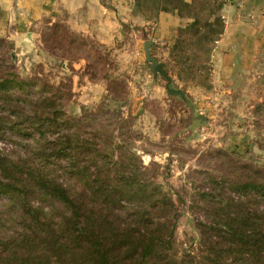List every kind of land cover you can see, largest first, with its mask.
<instances>
[{
	"label": "rangeland",
	"instance_id": "obj_1",
	"mask_svg": "<svg viewBox=\"0 0 264 264\" xmlns=\"http://www.w3.org/2000/svg\"><path fill=\"white\" fill-rule=\"evenodd\" d=\"M67 18L59 13L54 22L35 27L33 45L0 38L6 65L0 63V74H16L31 85L24 89L35 99H56L67 121L63 130L95 144L110 177L132 173L133 188L145 185L157 200L166 194L174 209L152 215L174 222L172 253L185 264H204L198 224H222L220 214L235 212L233 205L222 210L238 198L234 188L258 178L255 169L264 178V75L216 76L215 63L205 61L206 45L190 36L168 46L150 29L127 23L102 44L90 32L71 28ZM146 41L181 95L168 93L166 82L150 70ZM0 149L11 154L18 147L11 140L0 142ZM133 203L147 207L149 200ZM0 205L8 203L0 199Z\"/></svg>",
	"mask_w": 264,
	"mask_h": 264
},
{
	"label": "trees",
	"instance_id": "obj_2",
	"mask_svg": "<svg viewBox=\"0 0 264 264\" xmlns=\"http://www.w3.org/2000/svg\"><path fill=\"white\" fill-rule=\"evenodd\" d=\"M156 73L168 93L181 95L161 66ZM25 85L0 74V142L18 147L0 149V199L8 203L0 205V264H185L172 253L174 222L152 215L174 209L167 195L157 200L145 185L133 188L132 173L110 177L97 146L63 130L56 99H35ZM254 172L258 178L237 185L238 198L222 209L233 205L234 213L220 214L222 224H198L204 264H264V178ZM142 198L147 207L133 203Z\"/></svg>",
	"mask_w": 264,
	"mask_h": 264
},
{
	"label": "crops",
	"instance_id": "obj_3",
	"mask_svg": "<svg viewBox=\"0 0 264 264\" xmlns=\"http://www.w3.org/2000/svg\"><path fill=\"white\" fill-rule=\"evenodd\" d=\"M59 13L102 44L129 23L168 46L181 37L202 41L216 76L264 75V0H0V38L33 45V29Z\"/></svg>",
	"mask_w": 264,
	"mask_h": 264
},
{
	"label": "water",
	"instance_id": "obj_4",
	"mask_svg": "<svg viewBox=\"0 0 264 264\" xmlns=\"http://www.w3.org/2000/svg\"><path fill=\"white\" fill-rule=\"evenodd\" d=\"M150 47H152L151 41H146L144 43V54H145V60L146 62L150 63V70L152 72H156V68L158 66V62L154 57L150 55Z\"/></svg>",
	"mask_w": 264,
	"mask_h": 264
},
{
	"label": "built area",
	"instance_id": "obj_5",
	"mask_svg": "<svg viewBox=\"0 0 264 264\" xmlns=\"http://www.w3.org/2000/svg\"><path fill=\"white\" fill-rule=\"evenodd\" d=\"M131 2H133V0H130Z\"/></svg>",
	"mask_w": 264,
	"mask_h": 264
}]
</instances>
